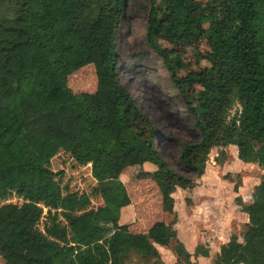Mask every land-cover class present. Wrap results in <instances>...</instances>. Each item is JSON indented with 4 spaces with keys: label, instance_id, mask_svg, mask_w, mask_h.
Masks as SVG:
<instances>
[{
    "label": "trees",
    "instance_id": "16d2710c",
    "mask_svg": "<svg viewBox=\"0 0 264 264\" xmlns=\"http://www.w3.org/2000/svg\"><path fill=\"white\" fill-rule=\"evenodd\" d=\"M126 2L0 0L3 264H165L153 242L175 239L173 194L196 186L212 148L221 147L225 159L234 145L240 161L264 168V0H147L143 39L181 91L200 135L180 142L177 156L194 179L164 159L156 145L160 130L120 76L116 42ZM199 38L209 46V65L178 76L186 65L175 47ZM90 63L97 89L75 94L67 77ZM193 84L202 87L189 93ZM61 153L90 167L89 192L62 184L63 169L51 167ZM146 163L155 166L162 210L173 220L132 233L119 224L121 208L131 203L120 174ZM259 188L250 203L235 197L248 222L242 241L232 235L220 246L216 264H264V177ZM173 251L190 264L176 239ZM199 254H208L200 244Z\"/></svg>",
    "mask_w": 264,
    "mask_h": 264
},
{
    "label": "rangeland",
    "instance_id": "374dc122",
    "mask_svg": "<svg viewBox=\"0 0 264 264\" xmlns=\"http://www.w3.org/2000/svg\"><path fill=\"white\" fill-rule=\"evenodd\" d=\"M147 15V0L126 2L116 42L120 76L142 110L160 130L161 136L157 139L156 145L164 159L174 170L194 179V174L178 163L177 156L180 142L196 141L200 135L193 126V120L187 112L181 91L174 88L161 59L143 39ZM204 26L206 27L207 23H204ZM162 45L168 48L173 47L165 41ZM175 49L186 65L177 72L180 77L209 65L204 58V55L209 52V46L204 38L186 42ZM67 85L75 94L94 93L97 89L94 65L87 64L71 73L67 77ZM201 87V84H193L188 88V92L195 93ZM238 108L236 105L231 111L232 114ZM221 151L222 148L218 146L210 150L204 174L199 179H195L196 186L192 192L179 189L174 193L176 219L171 229L174 230L177 216L184 215V207L192 204V201L189 205L186 203V197L193 199L194 196V206L199 211L198 214L207 212L208 217L212 216L215 221L216 217L224 215V211L231 213L237 209L236 214H238L240 207L234 201L237 195L241 196L245 203H250L260 192L259 183L264 177V168L257 163H244L238 160L234 145H230L225 150V159L224 156H219ZM216 159H219L220 163L216 162ZM51 167L54 171L63 169L62 184H68L69 189L89 192L95 185L90 167L73 165L67 154L61 153L53 158ZM154 169V165L146 163L128 166L120 174L131 203L128 209L123 210L119 224L126 225L132 233L142 229L148 230L155 223L161 224L164 228L172 223L173 216L162 210L160 190L151 174ZM235 184L238 185L237 192L233 190ZM9 200L17 201L14 197ZM92 202L94 206H97L101 201L94 198ZM241 214L245 215L244 212ZM233 219L235 221L237 219L238 224L234 225L232 231H235L236 236L241 240L246 224H243L241 218ZM175 239L170 240L174 242ZM5 261L6 253L0 247V264ZM216 262L217 257L214 264Z\"/></svg>",
    "mask_w": 264,
    "mask_h": 264
},
{
    "label": "crops",
    "instance_id": "0c3cea01",
    "mask_svg": "<svg viewBox=\"0 0 264 264\" xmlns=\"http://www.w3.org/2000/svg\"><path fill=\"white\" fill-rule=\"evenodd\" d=\"M234 147L236 148V146ZM225 150H227V148ZM235 156L238 159L237 148ZM192 191L193 190L191 189V192ZM191 201L192 204L190 206L184 207V215L181 214L180 217H178L179 215L177 216V220L174 225V230L176 233L175 238L177 241L181 242L188 253H190V264H214V260H216L217 254L220 250V246L228 242L232 235H236V232L232 230L234 229V225H237L238 223L237 219L235 221L233 218H241L243 220V224H247L248 217L246 213V216L241 214L242 211L240 208L238 209V214H236L237 209L231 213L224 211V215L216 217L214 221L212 216L210 218L208 217L207 212L204 213L203 211L202 214H198L199 211H197L196 207L194 206V196ZM127 207L128 206L121 208L120 218L123 215V210L128 209ZM198 222L199 224H197ZM147 231V229H142L136 233H147ZM238 240L242 241V239L240 240L239 237ZM174 242L173 240L171 241L163 239L153 242V244L155 245L160 257L165 264H185L182 261H178L173 251ZM199 244L203 245L204 248L208 250L207 255H194V249Z\"/></svg>",
    "mask_w": 264,
    "mask_h": 264
}]
</instances>
